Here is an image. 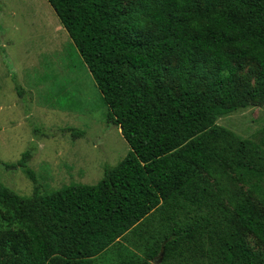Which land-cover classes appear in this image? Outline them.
I'll return each instance as SVG.
<instances>
[{
	"label": "trees",
	"instance_id": "obj_1",
	"mask_svg": "<svg viewBox=\"0 0 264 264\" xmlns=\"http://www.w3.org/2000/svg\"><path fill=\"white\" fill-rule=\"evenodd\" d=\"M46 1L130 150L95 185L47 194L27 166L31 150L6 166L21 169L34 191L22 197L0 184L8 214L0 264H93L128 232L143 235L155 216L161 237L143 257L125 249L120 264L161 254L164 264L187 252L191 264L196 255L264 264V139L217 124L264 104V0ZM244 60L259 71L256 86L240 90ZM247 234L263 251L248 247Z\"/></svg>",
	"mask_w": 264,
	"mask_h": 264
},
{
	"label": "rangeland",
	"instance_id": "obj_2",
	"mask_svg": "<svg viewBox=\"0 0 264 264\" xmlns=\"http://www.w3.org/2000/svg\"><path fill=\"white\" fill-rule=\"evenodd\" d=\"M238 65L240 90L255 87L258 66L249 60ZM107 112L101 93L47 1L0 0V184L22 197L33 194L34 184L21 169L6 168L31 150L27 166L42 194L69 184L95 185L104 170L118 164L130 150L118 127L107 123ZM217 124L260 143L264 104L250 102L246 109L220 117ZM7 219L0 207V261L8 258ZM149 220L140 229L143 235L128 232L93 264H120L119 255L124 256L125 249L143 257L165 231L156 216ZM246 242L251 250L263 251L252 235H246ZM192 261L187 252L185 258L164 264ZM195 262L207 264L197 255Z\"/></svg>",
	"mask_w": 264,
	"mask_h": 264
},
{
	"label": "water",
	"instance_id": "obj_3",
	"mask_svg": "<svg viewBox=\"0 0 264 264\" xmlns=\"http://www.w3.org/2000/svg\"><path fill=\"white\" fill-rule=\"evenodd\" d=\"M161 258H162V254H161V256L159 257L158 261H155V260H154V261L152 262V264H156V263H158L159 261H161Z\"/></svg>",
	"mask_w": 264,
	"mask_h": 264
}]
</instances>
